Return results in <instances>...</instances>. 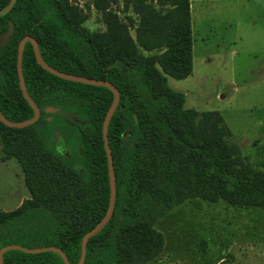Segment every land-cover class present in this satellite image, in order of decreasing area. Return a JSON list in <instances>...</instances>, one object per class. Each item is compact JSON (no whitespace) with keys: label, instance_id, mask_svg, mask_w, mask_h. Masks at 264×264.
<instances>
[{"label":"trees","instance_id":"trees-1","mask_svg":"<svg viewBox=\"0 0 264 264\" xmlns=\"http://www.w3.org/2000/svg\"><path fill=\"white\" fill-rule=\"evenodd\" d=\"M8 1L0 0V9ZM94 4L103 30H91L70 0H15L0 14V34L13 23L0 45V110L8 119L22 120L34 112L17 71L18 44L25 34L36 38L50 65L110 80L119 90L107 126L116 179L114 210L89 237L83 264H145L163 246L154 224L186 199L264 210V170L245 161L222 114L185 107L184 93L168 84L167 74L181 78L193 68L190 0H125L132 7L125 20L109 2ZM22 72L40 116L20 127L0 120V157L19 162L29 192L15 207L0 208V248L54 245L76 263L83 234L109 204L102 124L113 91L50 72L36 60L29 40ZM3 264L66 262L55 250L9 248Z\"/></svg>","mask_w":264,"mask_h":264},{"label":"rangeland","instance_id":"rangeland-1","mask_svg":"<svg viewBox=\"0 0 264 264\" xmlns=\"http://www.w3.org/2000/svg\"><path fill=\"white\" fill-rule=\"evenodd\" d=\"M93 31L103 30L96 0H70ZM125 20V0H105ZM193 68L167 76L184 106L218 110L246 162L264 170V0H190ZM61 147L62 141H59ZM1 156V150H0ZM29 196L15 158L0 157V208ZM161 251L145 264H264V210L225 200L186 199L154 224Z\"/></svg>","mask_w":264,"mask_h":264},{"label":"water","instance_id":"water-1","mask_svg":"<svg viewBox=\"0 0 264 264\" xmlns=\"http://www.w3.org/2000/svg\"><path fill=\"white\" fill-rule=\"evenodd\" d=\"M14 2H15V0H9L8 3L3 8L0 9V14L7 12L12 7ZM12 30H13V23L9 22V27L5 31H2L0 34V36H1L0 45H4L7 42ZM27 40L32 42L36 60L44 68H46L50 72L55 73L61 77L69 78L72 80H78V81H83V82H88V83H93V84L106 85L113 91V99H112V102L110 103V105H109V107L105 113L103 124H102V134H103L104 145H105L107 158H108V171H109V181H110V198H109V204H108V207H107L105 214L91 229L87 230L83 234L82 240H81V254H80L79 260L76 263H71L69 261V259L67 258L66 254L64 253V251L60 247H57L54 245H46V246H39V247H27V246L17 244V243H10V244H6L0 248V264H3V253H4V251L6 249H9V248H19V249H22V250L27 251V252H39V251H44V250H55V251H58L62 255L66 264H83L84 258H85V253H86V244H87L89 237L96 234L105 225V223L108 221V219L110 218V216L112 215L113 210H114V205H115V200H116V179H115V171H114V165H113V157H112L111 148L109 145V140H108V135H107V126H108L109 119H110V117H111V115H112V113H113V111H114V109L118 103L119 90L110 80L102 79V78H94V77H89V76H85V75H81V74L66 72L63 70H59L58 68L50 65L49 63H47L42 58L36 38H34L30 34H25L20 39L19 44H18L17 71H18L19 84H20L22 93H23L24 97L27 99V101L29 102V104L32 106L34 112H33V115L29 118H25L22 120H10L7 117H5L0 110V120L3 121L5 124L10 125V126L20 127V126L31 124L32 122L37 120L38 117L40 116V108L33 101V99L30 97V95L26 89V85H25V81H24V77H23V72H22V56H23L24 46H25V43ZM47 110L53 111V110H56V108L53 106H48Z\"/></svg>","mask_w":264,"mask_h":264}]
</instances>
